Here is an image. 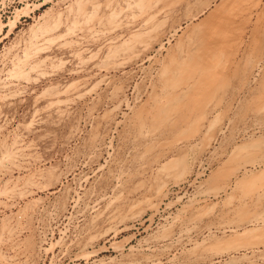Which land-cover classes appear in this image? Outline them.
I'll list each match as a JSON object with an SVG mask.
<instances>
[{
	"label": "rangeland",
	"instance_id": "rangeland-1",
	"mask_svg": "<svg viewBox=\"0 0 264 264\" xmlns=\"http://www.w3.org/2000/svg\"><path fill=\"white\" fill-rule=\"evenodd\" d=\"M6 167L0 264H264V0H0Z\"/></svg>",
	"mask_w": 264,
	"mask_h": 264
},
{
	"label": "bare ground",
	"instance_id": "bare-ground-1",
	"mask_svg": "<svg viewBox=\"0 0 264 264\" xmlns=\"http://www.w3.org/2000/svg\"><path fill=\"white\" fill-rule=\"evenodd\" d=\"M222 36V35H221ZM24 148V146H23ZM22 146L18 145L14 148V154L16 155V158H18V163H21L20 160L22 161V159L24 160V154H23V149ZM19 166L20 167V164H17L16 167ZM11 167H6V168H1L0 169V181L3 179V177L6 175V174H10L13 172V170L11 171ZM19 169V168H17ZM2 192V191H1ZM23 193V192H22ZM27 192L23 193V194H26ZM6 194V193H5ZM7 197V196H6ZM14 197V196H12ZM9 198V197H8ZM182 246V245H181ZM185 246V245H184ZM117 249V248H116Z\"/></svg>",
	"mask_w": 264,
	"mask_h": 264
}]
</instances>
